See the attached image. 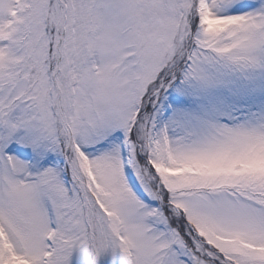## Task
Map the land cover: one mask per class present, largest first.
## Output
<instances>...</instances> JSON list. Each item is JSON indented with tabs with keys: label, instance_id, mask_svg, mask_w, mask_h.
<instances>
[{
	"label": "snow or ice",
	"instance_id": "1",
	"mask_svg": "<svg viewBox=\"0 0 264 264\" xmlns=\"http://www.w3.org/2000/svg\"><path fill=\"white\" fill-rule=\"evenodd\" d=\"M0 264H264V0H0Z\"/></svg>",
	"mask_w": 264,
	"mask_h": 264
}]
</instances>
